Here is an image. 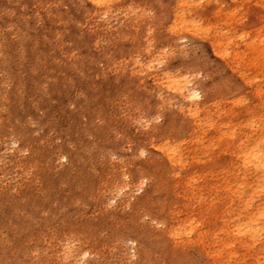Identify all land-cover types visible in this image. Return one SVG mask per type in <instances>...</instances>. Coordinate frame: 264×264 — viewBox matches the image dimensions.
<instances>
[{"label": "bare ground", "instance_id": "bare-ground-1", "mask_svg": "<svg viewBox=\"0 0 264 264\" xmlns=\"http://www.w3.org/2000/svg\"><path fill=\"white\" fill-rule=\"evenodd\" d=\"M118 13L131 22L126 31L133 42L122 49L114 81L122 84L129 97L126 105L135 114L125 109L114 119V112L104 109L106 99L97 94L98 100L92 99L79 114L51 105L60 87L70 89L71 41L80 26L104 18L110 23ZM0 40V152L14 150L27 176L17 192L0 194V222L22 233L14 241L12 234H0V264H33L38 251L51 248L53 240H65L64 253L72 256L73 230L83 227H66V207L83 201L99 205L101 213L98 223L87 224L90 245L85 251L76 248L82 262L94 251L104 225L102 231L116 237L118 230L108 227L121 215L128 218L124 226L134 236L127 237L130 242L139 243L145 233H153L165 246L180 248L188 238L204 247L216 229L247 240L264 235V208L243 213L239 221L236 215L242 211L231 207L234 197L245 209L264 194V0H0ZM183 40L206 42L209 51L253 89L256 101H246L236 84L226 85L237 91L229 99V88L200 83V71ZM150 80L160 89L157 103L153 105L149 92L145 109L136 107V82L147 85ZM111 92L116 98L120 90ZM142 117L153 128L144 140L136 132L141 138L135 135L133 149L123 156L124 140L112 141L109 135L125 132L126 122L139 125ZM158 118L163 122L156 125ZM211 125L218 135L209 139ZM27 151L29 156L21 159ZM187 154L193 155L192 162ZM121 156L123 166L111 161ZM208 156L210 161H204ZM94 161L107 167L99 169ZM214 167L219 188L182 193L185 185L193 189L198 178L210 185L205 174ZM94 180L97 186L91 189ZM54 181L68 192L49 187ZM85 192L91 194L86 197ZM108 199L117 204L113 210ZM260 201L264 206V198ZM192 209L201 217L194 223L189 221ZM220 211L225 216L217 217ZM213 238L216 243L218 236ZM145 251L142 257L148 258ZM208 255L214 264L222 258V252Z\"/></svg>", "mask_w": 264, "mask_h": 264}, {"label": "rangeland", "instance_id": "rangeland-1", "mask_svg": "<svg viewBox=\"0 0 264 264\" xmlns=\"http://www.w3.org/2000/svg\"><path fill=\"white\" fill-rule=\"evenodd\" d=\"M107 18L96 19L95 21H90L88 24L84 26H80L78 30V35L72 38V41L65 37L64 42L71 44L70 49V65H71V82H69L70 89L65 87H60L58 96L51 101V105H59L62 110L67 112V108L70 107V110H74L75 112L81 111L86 106L92 105V99L98 100L96 94L98 96L102 95V99H106L105 102V111L114 112V119L117 116L122 114L125 109L129 112L135 114L134 111L130 110L126 103L129 97L125 90H123V86L119 82H115V73L117 66H121L122 58L121 53L123 48H128L131 46L133 42V38L128 35L129 31L126 29L130 26V21L128 18H125L121 13L118 15H114L112 17V21L110 23L106 22ZM90 25V26H89ZM89 26V27H88ZM15 32L16 29L13 28ZM81 32V33H80ZM4 43V40H0V50L1 46ZM189 43V44H188ZM189 46L190 52L192 54V61L197 64L198 71L200 74L198 75V79L201 80L204 85L212 86L214 84H218L221 88H229V91H232L229 95V99L234 98L235 91L234 88L228 87L226 85L236 84L241 90L246 94V101L253 102L256 101L254 96L253 89L248 88L245 83L241 80V78L236 75L232 69H229L224 63H222L219 58H217L214 54H212L206 42L202 40H197L193 43L189 40H183V45ZM194 45V46H193ZM0 56H3L0 53ZM89 62L93 65V67H87L85 64ZM158 70V67L155 69ZM232 71V72H231ZM2 72H0L1 76ZM104 77H106L104 79ZM107 78H109L107 80ZM107 81V82H106ZM91 82H95L92 88L89 87ZM142 81L136 82L134 87L135 94V104L136 107H141L145 109L143 106L147 103V94L150 92L153 98V105L157 103L156 92L160 89L157 85H155L151 80L147 85L141 83ZM264 88V84L261 83ZM158 88H157V87ZM69 88V87H68ZM117 88L120 90L118 97H114L115 92H111ZM147 90V91H146ZM95 91V92H94ZM97 91V93H96ZM109 91V92H108ZM252 92V93H251ZM110 95V96H109ZM149 98V97H148ZM248 98V99H247ZM145 99V101H143ZM145 103V104H144ZM70 105V106H69ZM83 107V108H82ZM143 109L140 113H143ZM50 111V110H49ZM264 112V110H263ZM51 114V111H50ZM67 114V113H66ZM79 114V112L77 113ZM52 115V114H51ZM138 116L141 117V114L138 113ZM78 117V116H77ZM52 118V117H51ZM56 120L55 117L52 118ZM142 122L137 125L136 123L130 124L129 122L125 123V132L118 133V130H114V132L110 133V138L112 141L114 140H124L121 142L122 148L125 149V153L123 156H128L131 152L130 149H133V139L135 137L143 136V140L146 137V134L151 132L153 125L150 126L147 119L144 117L141 118ZM155 124L159 125L163 122V119L158 118L155 120ZM59 120H57V123ZM147 125V126H146ZM149 125V126H148ZM137 129H136V128ZM222 127V126H221ZM220 127V128H221ZM53 129L57 130L58 126H53ZM137 130V131H136ZM143 131V132H142ZM185 131V127L183 128ZM138 134H137V133ZM187 133V132H186ZM125 135V137L123 136ZM136 135V136H135ZM218 135L216 130V125H211L208 129L207 137L212 139L216 138ZM135 136V137H134ZM121 137H124L123 139ZM141 138V137H139ZM57 142H61L59 138ZM75 145V144H74ZM192 145V144H191ZM191 145L186 147H191ZM205 147V145H203ZM214 147V145H212ZM209 148V147H208ZM209 151L211 148L208 149ZM217 151L218 149H214ZM191 153V150L189 151ZM188 153V154H189ZM156 155H160V153L155 150ZM187 154V155H188ZM29 156V152L26 154L23 153L21 159ZM114 157L111 159L113 163H117L118 165H122L125 163V158ZM202 156V154H200ZM190 158V162L193 160V155H188ZM84 156L80 157V161H82ZM117 158V159H116ZM120 159V162H119ZM122 160V161H121ZM204 161H210V156L205 157ZM63 164H67L66 160L62 161ZM101 162V163H100ZM94 161L93 164H97L99 169L106 165L103 164L102 161ZM122 162V163H121ZM14 163V164H13ZM189 166L192 167L190 164ZM22 164L19 160L15 158L14 150L9 152H0V194L4 193L6 190H10L11 192H17L20 186L27 181V176L23 173ZM107 167V166H106ZM217 167L212 169V172L205 174L208 180H212L210 185L206 184V181H203V178H198L196 185H194L193 189H190L188 185H185L182 193L192 194L195 191H203L208 190V192H212L215 187L219 188L220 184H217V181L214 180L217 177L216 173ZM219 172V170H218ZM105 181H102L104 183ZM87 187L86 185H84ZM97 186V182L94 180L91 183L90 188L93 189ZM49 187L54 188L53 190H58L59 192H68L67 186L60 184L58 181H54ZM210 187V188H209ZM110 188V187H109ZM107 188V190L109 189ZM212 189V190H211ZM223 191V190H222ZM91 192H85V196L88 197ZM140 194V192H138ZM261 194V195H260ZM198 195V194H197ZM63 197V195H62ZM264 198L263 193H259L254 199L252 206L245 207V209L241 206V200L239 198H233V202L231 204L232 209L237 213L238 211L242 213H238L236 218L239 221H243V213L252 212L258 208L263 209L264 206L260 205V203ZM76 201H78V197H75ZM257 201H259L257 203ZM100 202V201H99ZM98 202V203H99ZM114 203V202H113ZM111 204L110 200H107V204L111 210L114 209L115 205ZM222 203V202H221ZM256 203V204H255ZM91 206V207H90ZM93 206V207H92ZM99 206V205H98ZM95 205L94 202H78L77 204H70L67 206V211H69L68 217L69 221H66L68 228L75 227H83L81 231L73 230L72 239L75 241L71 242L70 246L73 248L72 256L66 255L64 253V245L65 240L56 241L53 240L51 248L47 250H43L42 252L38 251L39 255H36L35 264H214V260L211 256L208 255V252H222V258L216 260L218 264H264V235L260 237H255L254 239L247 240L244 238H237L231 235L228 232H220V230L216 229V233L213 236H208L205 238L208 241L207 246L202 245V243L192 242L191 239L184 238L182 240V245L180 248L175 247L173 245H166L165 243L158 239L157 234L153 233H145V236L142 240L138 242H130L127 241V237L130 235L126 228V218L124 215H121L117 219H114L112 224L109 225L108 229H117L116 237H112L111 231H102L103 228H107L104 225L100 230L101 232L97 233V241L98 244L94 247V251L90 256H86L84 258L87 261H80V257H76L75 253L76 248H82L83 251L87 249V246L90 245V236H92V232H90L91 228L87 226L90 225V222L98 223L97 214L101 213V210ZM183 206V201H182ZM193 206V205H192ZM197 204H195V207ZM257 206V208H255ZM198 208V207H196ZM95 209V210H94ZM126 209V208H125ZM96 211L95 213L92 212ZM98 210V211H97ZM129 213L130 209L127 208L125 210ZM185 212L184 210H182ZM65 212V210H64ZM190 213H194V218L189 219V221H198L201 217L196 216V211L190 210ZM225 216V213L222 211L217 213V217ZM186 217V215L181 216ZM126 219V220H125ZM209 218H206L207 221L199 222L200 228L204 226V223L207 224ZM220 220V219H219ZM125 221V223H124ZM106 223V221H104ZM112 222V221H111ZM78 223V225H77ZM0 222L1 235H11L12 240L20 239L22 237V233L17 229L12 228L10 225H5ZM56 224V223H55ZM5 226V227H4ZM7 226V228H6ZM53 224L50 225L52 227ZM3 227V228H2ZM11 227V228H9ZM86 227V228H85ZM95 228V227H94ZM9 229V230H7ZM111 229V230H112ZM15 230V232H14ZM120 230V231H119ZM19 233V234H17ZM218 236V240L215 243L214 236ZM82 236L78 241V237ZM17 237V238H16ZM213 238V239H212ZM116 242H119L118 244ZM224 242L226 245H223ZM89 243V244H88ZM215 243V244H214ZM207 250H206V249ZM126 249V250H124ZM212 249V250H211ZM146 250V251H145ZM125 251V252H124ZM143 251L147 252L148 258L144 255L142 257ZM127 252V253H126ZM141 254V255H140ZM145 254V253H143ZM38 256V257H37ZM141 256V257H140ZM41 261H38V260ZM125 259V260H124ZM37 261V262H36ZM43 261V262H42ZM215 262V264H217ZM33 263V264H34Z\"/></svg>", "mask_w": 264, "mask_h": 264}]
</instances>
